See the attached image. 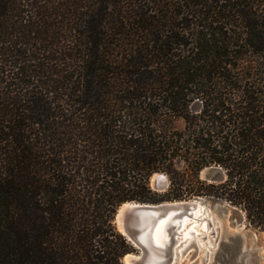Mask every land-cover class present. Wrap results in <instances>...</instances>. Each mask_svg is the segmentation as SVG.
Here are the masks:
<instances>
[{
  "label": "trees",
  "instance_id": "16d2710c",
  "mask_svg": "<svg viewBox=\"0 0 264 264\" xmlns=\"http://www.w3.org/2000/svg\"><path fill=\"white\" fill-rule=\"evenodd\" d=\"M193 198L264 234V0H0V264H123L121 204Z\"/></svg>",
  "mask_w": 264,
  "mask_h": 264
},
{
  "label": "water",
  "instance_id": "95a60500",
  "mask_svg": "<svg viewBox=\"0 0 264 264\" xmlns=\"http://www.w3.org/2000/svg\"><path fill=\"white\" fill-rule=\"evenodd\" d=\"M163 175L161 173H155L150 177L149 185L152 191L156 193H163L168 188V184L164 179H162ZM199 177L202 180H206L208 182H216L221 181L223 178V173L220 168L217 167H206L202 169L199 173ZM158 179H162L164 184H160V186L156 185ZM168 181V179H167ZM200 199L202 198H193L189 200L183 201H172V202H161L158 204H146V203H138V202H126L121 204L114 215L113 224L116 230L126 239L129 245L132 248V252L127 253L122 258L123 264H146V255L150 246V236L156 225V223L160 220L165 219L168 215L170 218H174L177 220L185 219L187 224L196 223L198 218L193 217V212L195 207L200 203ZM123 205H126L124 210L121 211ZM229 213L232 215V218L235 219V222L239 225L243 226L246 222V218L244 213L236 207H230L227 204L223 206ZM121 211V213H120ZM118 221L121 223V227L123 231H119ZM196 228V227H195ZM191 236L193 235V231H191ZM200 237L199 235H194V238ZM200 240H203L200 237ZM231 242L232 239H229ZM234 242V241H232ZM221 249V247H219ZM228 245H223V249L229 250ZM223 251V250H222ZM228 252V254H229ZM188 254L191 257L194 256V250L189 252ZM218 255L217 260L215 257L213 261L209 264H239L241 258L238 256H229L227 255V259L225 256H221L217 251L215 253ZM127 256H130L128 262L125 260ZM256 264H264V255L260 254L257 258ZM178 258L173 260L171 255H167L165 260L160 264H178Z\"/></svg>",
  "mask_w": 264,
  "mask_h": 264
},
{
  "label": "bare ground",
  "instance_id": "6f19581e",
  "mask_svg": "<svg viewBox=\"0 0 264 264\" xmlns=\"http://www.w3.org/2000/svg\"><path fill=\"white\" fill-rule=\"evenodd\" d=\"M162 175V179H164L167 185V177L164 174ZM162 179L157 180V186L164 184ZM126 207L128 206L123 205L121 211ZM169 216L158 221L151 233L150 246L145 260L146 264H160L169 254L173 260L177 258L179 260L191 248L194 249L195 253L203 249L202 263L208 256L212 258L213 255L210 252L213 250V244L217 240L216 232L219 226L207 205L200 200V203L195 207L193 217L198 218L196 223L187 224L185 219L179 221ZM235 224L237 228L242 227L237 223ZM118 228L119 231H123L119 221ZM191 231H193L192 236L190 234ZM194 235H199L203 240L207 241L202 243L200 241L203 240H200V237L194 238ZM210 236H213L214 241H211L213 239H209ZM261 254L264 255V249H261ZM129 258L130 256H127L125 260L128 262Z\"/></svg>",
  "mask_w": 264,
  "mask_h": 264
},
{
  "label": "rangeland",
  "instance_id": "374dc122",
  "mask_svg": "<svg viewBox=\"0 0 264 264\" xmlns=\"http://www.w3.org/2000/svg\"><path fill=\"white\" fill-rule=\"evenodd\" d=\"M222 180L223 178L221 179V181ZM200 200L211 210V213L214 216L215 220L218 222L219 226L216 232L217 240L213 244V250L210 252L213 256L212 258L208 256V258H206V260L202 263L201 258L203 257V249L198 251L194 254L193 257H191V255L188 254L189 252L194 250L193 248H191L182 255V257L179 259L178 264H209L213 261L214 257L217 260L218 255L215 254L216 251L222 257L225 256L226 259L227 255H233L235 257L238 256L239 258H241L239 264H256L258 260L257 258L261 254V249H264V234L257 228L250 226L247 221L244 223L245 225L237 228L235 219H233L229 211H227L223 207L225 204L232 207L226 201L222 199L209 198H202ZM209 239H213L211 241H214L213 236H210ZM229 239H232L231 242H229ZM205 241L207 240H203L200 242L205 243ZM223 245H228L230 247L229 250H231L232 253H230L228 250L223 249ZM219 247H221V249Z\"/></svg>",
  "mask_w": 264,
  "mask_h": 264
}]
</instances>
